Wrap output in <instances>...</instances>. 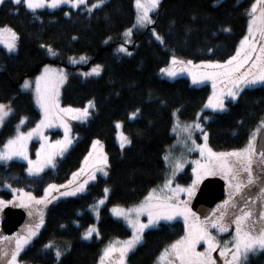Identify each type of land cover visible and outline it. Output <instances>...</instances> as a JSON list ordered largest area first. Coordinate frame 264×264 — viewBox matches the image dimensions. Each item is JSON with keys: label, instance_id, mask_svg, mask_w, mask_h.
Instances as JSON below:
<instances>
[{"label": "trees", "instance_id": "16d2710c", "mask_svg": "<svg viewBox=\"0 0 264 264\" xmlns=\"http://www.w3.org/2000/svg\"><path fill=\"white\" fill-rule=\"evenodd\" d=\"M253 1L161 0L151 14V27L133 29L127 44L122 34L133 25L134 0H105L91 13L86 7L94 0H87L82 8L61 5L35 12L11 0L0 4V26H11L18 34L14 52L0 47V103L12 108L0 127V145L13 134L21 117L25 118L24 129L38 121L40 114L32 95L21 90L20 85L45 65L66 70L61 104L83 107L93 102L88 119L72 124L73 143L53 169L29 175L22 162L0 163V196L7 199L12 189H25L36 197L47 184L65 182L79 167L93 139L102 141L107 157V175H97L84 192L59 199L47 208L40 231L18 255L21 263L96 264L103 245L130 235L121 221L111 217L108 207L137 203L151 187L163 181V156L174 141L173 112L181 121L194 120L210 90L209 84L191 85L185 77L161 78L158 70L173 55L193 62L228 59L246 33ZM152 29L163 43L155 39ZM123 44L131 55L119 52ZM41 45H50L56 55H50ZM79 55H85L87 61L71 65L69 58ZM92 65L102 67L96 77L83 78L77 72ZM225 106L220 112L203 110L200 114L214 151L245 146L264 119V86L246 88ZM137 109L139 112L131 116ZM117 121H121L122 131L131 141L124 148L115 141ZM182 170L177 180L187 183L190 166ZM105 188L109 191L95 218L90 207L105 195ZM92 224L99 235L82 238L83 230ZM183 234L182 221L159 222L143 232L141 242L127 254L125 264H154L158 255ZM49 243L52 247L45 248ZM57 248L63 252L59 260L55 257ZM248 264H264V252L249 255Z\"/></svg>", "mask_w": 264, "mask_h": 264}, {"label": "snow or ice", "instance_id": "6c2138e0", "mask_svg": "<svg viewBox=\"0 0 264 264\" xmlns=\"http://www.w3.org/2000/svg\"><path fill=\"white\" fill-rule=\"evenodd\" d=\"M87 0H11L14 5L23 4L27 9L35 12V10L48 7L58 8L61 5L68 4L72 8H82L86 6ZM4 0H0L3 4ZM105 3V0H94L86 10L91 13L93 9L99 8ZM136 7V23L135 27H146L153 23L150 13L154 12L160 0H134ZM65 15L69 13L65 12ZM250 19L248 20L247 34L240 40L239 46L235 49V53L228 59L221 62L201 61L200 64L193 65L191 60H179L175 55L171 57L170 66L162 68L160 71L166 73L169 77H174L180 71L187 70L192 76L193 83H199L203 80H211L213 93L208 97L205 108L212 110L223 111L225 109V96L236 100L241 95L242 91L248 87L256 85L264 86V0H254L248 10ZM133 28H128L124 32L125 37H130ZM229 29H225L228 31ZM152 35L156 40L163 43V38L152 29ZM251 37V38H250ZM18 34L8 25L0 26V43H3L9 52H14L17 48ZM128 42V41H126ZM46 47L50 55H56L55 50L50 45H41ZM120 52L127 53V49L121 45L118 49ZM211 51V50H210ZM131 55V53H127ZM75 63L73 58H69ZM80 60H86V57L81 56ZM181 65L183 67H176ZM203 68L204 71H194ZM100 66L93 67L90 73L85 75L99 74ZM64 82L62 70L57 73L56 69L44 66L43 71L35 79L36 102L40 105L42 116L37 122L35 128L30 129L27 133L20 131V125L24 124L25 118L21 117L16 126V134L10 137L0 149V161L7 162L14 157L27 160L28 168L26 169L29 175H37L48 166H54V156L59 153L63 154L67 146L72 143L68 136V126L64 124L61 114H73V119H85L89 115V107L92 106V101L88 102L83 109L60 108L57 99L59 95V85ZM230 85L226 92L221 89L217 90V83ZM23 88L29 87V81L25 80ZM12 112L9 105L0 103V126L3 125L6 117ZM139 109L131 115L134 117ZM199 116V113L197 114ZM176 116V112H173ZM205 120L209 119L204 117ZM53 121H59L65 129V137L62 141H56L55 144H41V149L37 150L36 160L28 158L27 142L34 134H40L42 140L46 137L42 135V131L46 127H51ZM117 129L120 124H116ZM261 128H264V119L256 131L248 138L247 144L240 149H234L228 152H214L208 146V133L203 131L202 125L199 122L180 125L179 121L174 124L173 131L184 133L188 140H191L195 149H198L201 156L206 158V163L201 164L200 161H193L196 167H193V173L196 178L187 188L176 185L171 187L172 180H165L163 187L151 190L142 202L127 209L119 205L111 209L112 213L117 217H123L132 229V235L123 241L114 240L103 249L99 257L98 264H125L127 254L133 250L142 239V233L145 229L154 226L159 220H171L175 216L184 217L185 235L179 240L173 242L170 246L160 253L159 260L166 264H216L212 253L219 250L220 257L225 259V264H248L249 255H256L258 252H264V167L260 168L259 173L254 169V164L264 165V146L257 149L256 135ZM199 129L202 132L204 143L197 144L191 139L192 131ZM179 130V131H178ZM117 138L120 141V147L130 144L131 141L122 133H117ZM93 148L100 144L98 140H94ZM190 151L192 149H189ZM93 153L90 151L84 158L81 168L77 172L72 173L73 179L69 180L66 185L49 184L45 189V195L39 199L32 196L31 193H25L20 189L21 206L29 207L30 205L47 204L50 201L47 199L50 190L65 188L73 185V181L82 173H88V179L82 183L71 187L69 191L61 192L62 196L76 195L85 189V184L88 180L95 179L90 169H94V165L89 163ZM169 155L164 156V160H169ZM98 164H107V157L103 152L99 153ZM183 165L179 160L173 164V174L182 168ZM103 171V169H101ZM107 175V173H104ZM223 175L226 181L227 197L217 205L213 212L218 211V215L209 219L205 217L204 221H200L196 214L187 207V202L180 201L178 194L181 192L192 195L194 186L199 182L203 175ZM258 186V192L254 199L251 195L247 198L244 193L252 186ZM10 187V185H8ZM167 189L171 195L164 194ZM13 189V192H16ZM108 188L104 189L107 194ZM13 199H17L16 196ZM55 199V197H53ZM259 201V206L256 207ZM104 201L99 200L97 203L102 204ZM0 201V204H3ZM10 203V202H9ZM147 214V223L140 221V215ZM133 214L135 218H133ZM32 215V212H29ZM195 218L190 224L189 218ZM41 224H43V216L41 214L39 222L33 227L26 229L25 235L15 237H0V240H15L13 247L5 249L0 247V264H18V255L26 245L36 236ZM229 226H234L231 241H224L223 247H220L216 237L212 235L209 229H215L217 232L223 233L228 231ZM93 232L99 233L97 230L89 226L84 233L87 239L92 236ZM201 241L206 245L203 252L196 251V245ZM230 245V246H229ZM45 248H51V243L44 245ZM63 252L57 248L55 257L57 260L61 258Z\"/></svg>", "mask_w": 264, "mask_h": 264}, {"label": "rangeland", "instance_id": "374dc122", "mask_svg": "<svg viewBox=\"0 0 264 264\" xmlns=\"http://www.w3.org/2000/svg\"><path fill=\"white\" fill-rule=\"evenodd\" d=\"M160 1H161V0H160ZM253 2H254V1H253ZM253 2H252V3H253ZM252 3H251V4H252ZM64 6L71 7V6L68 5V4H64ZM133 6H134V12H135V18H136V7H135V3H134V2H133ZM250 6H251V5H250ZM250 6H249V9H250ZM40 9H53V8L44 7V8H40ZM37 10H38V9H37ZM152 13H153V12L150 13V16H151ZM135 18H134L133 25L136 23V19H135ZM249 19H250V17H249V15H248V20H249ZM133 25H132L131 27H129V28H133ZM149 26L151 27V24H150V25H147L146 27H149ZM135 28H145V27H135ZM135 28H133V29H135ZM127 29H128V28H127ZM247 29H248V24H247ZM247 29H246V33H245V35L247 34ZM125 30H126V29H125ZM125 30L123 31L122 36H123L125 42H126V41L129 42V41H130V37H125V36H124V32H125ZM245 35H244V36H245ZM244 36H243V37H244ZM243 37H242V38H243ZM242 38H241V39H242ZM250 38H251V37H250ZM241 39H240V40H241ZM128 42H126V44H127ZM16 43H17V41H16ZM126 44H123V46L127 49V45H126ZM239 44H240V41L238 42L237 47L239 46ZM120 46H121V45H120ZM120 46H119V48H120ZM0 47H2V48L5 49L7 52H9V51L5 48V46H4L3 43H0ZM237 47H236V48H237ZM119 52H120V51H119ZM121 53H124V54H125V52H121ZM127 53H130V50L127 49ZM127 53H126L125 55H127ZM234 53H235V52H234ZM81 56L86 57L85 55L74 56V57H72V58L75 60V63H73L72 60H69V63H70L71 65H77V64L83 63V61H87V57H86V60H83V61L80 60V57H81ZM171 57H172V56H171ZM171 57H170L168 63H167L165 66L161 67L160 69H162V68H165V69H166V68H168V67L170 66ZM177 58H178L179 60L188 61V59H183V58H180V57H177ZM192 63H193V65L200 64V62H193V61H192ZM221 63H222V62H221ZM48 66H49L50 68H52V69H56V70H57V73H59L60 70H62V73H63V75H64V82H63L62 84L59 85V95H58V97H57V99H58V101H59V106H60V108L83 109L86 105H88V102H89V101H88L83 107H73V106H70V105H63V104H61V101H60V93H61L62 87H63V85H64V83H65V81H66V77H67L66 70H65L63 67H59V66H53V65H48ZM94 66H96V65H92V66L88 67V68L85 69V70L78 69L77 72H78V73L81 75V77H83V78H92V77H96V76H98V75L101 73L102 67H101L100 65H99V66H100L99 74L85 75V73H90ZM176 67L179 68V67H183V66H181V65H177ZM43 69H44V66L42 67V69L40 70V72H39L36 76H34V77H32V78H26V79H24L23 82H22L21 85H20V89H21V90H23V91H28V92H30L31 95H32V99H33L34 105H35L36 109L38 110V112H39V114H40L39 119H38L37 122H39L40 119H41L42 111H41L40 105L37 104V102H36V92H35L36 84H35V79H36L37 76H39V75L41 74V72L43 71ZM160 69L158 70L157 74H158V76L161 77V78L168 79V80H172V79H175V78H177V77H185V78H187V79L189 80V82H190L191 85H200V84H203V83H207V84H209L210 90H209V94H208V96H207L205 102L203 103L201 109L197 112V114L199 113V116L196 115V117H195L194 120H191V121H181V120L179 119V117H178L177 112L174 111V112H176V116H173V123H172V127H171V134L174 136V141L172 142V144H171L169 147H167V149H166V151H165V154H164V156H165L166 154H170V155H169V160H168L167 162L164 160V161H165V164H166V175H165V178L163 179V181H160L159 183H157L156 185H154L153 187H151V188L147 191V193L145 194V196L143 197V199L140 200L139 202L134 203V204H130V205H127V206L119 205L120 207H123V208H125V209H127V208H129V207H133V206H135V205H138L140 202H142V201L144 200V198L148 195V193H149L151 190H153V189H159V188L163 187L165 180L168 179V178H171V180H172V184H171V187H172V188H175V186H176L177 184L180 185L181 187H185V188H187L189 185L192 184L193 180L196 178L195 174H194L193 171H192V170H193V167H196V165L193 164V161H200L201 164H204V163H206V158L201 156L199 150L194 148V146H193L192 143H191V140H188V139L186 138V136H185L184 133L181 132L180 135L178 136V135H177V132H174L172 129H173V127H174V124L177 122V120L179 121V123H180L181 126H183L184 124H189V123H193V122H199V123L202 125V122H201V119H200V118H201V115H200V114H201V112H202L203 110H209V111H213V112H220V110H216V111H214V110H212L211 108H205V107H204L205 104H206L207 101H208V97H209L210 95H212V93H213V87H212V81H211V80H203L202 82H199V83H193L192 76L189 74V72H188L187 70L178 72V74H177L176 76H174V77H169L166 73H162V72L160 71ZM193 70H194V71H204L203 68H201V69H199V70H196V69H193ZM25 80H28V81H29V87H27V88H23V87H22V85L24 84V81H25ZM227 87H230V85H226V84H223V83H220V82L217 83V90H218V91L221 90V89H223V90L226 92ZM226 101H235V100H232L230 97L225 96V103H226ZM3 104L9 105L8 103H3ZM225 107H226V106H225ZM92 110H93V102H92V106L89 107V109H88V111H89V115H88L87 118H85V119H73V118H72V115H73V114H61L64 124H66V125L68 126V136H69V138L71 139L72 143H73V139H74L73 134H72V124L75 123V122H79V123H81V122L86 121V119H88V117L90 116ZM9 115H10V114H9ZM131 116H132V115H131ZM8 117H9V116H8ZM8 117H6V119H7ZM6 119H5V120H6ZM4 122H5V121H4ZM37 122H36L33 126L27 128V129H24V128H23V124L20 125V131H22V132H24V133H27L30 129L35 128ZM18 123H19V122H18ZM117 123L120 124V128H119V129H117V127H116V124H117ZM16 126H17V125H16ZM0 127H1V126H0ZM115 127H116L115 141H116V143L118 144V146L120 147V141H119L118 138H117V133L120 132V133H122L124 136H126V135H125V134L123 133V131H122V123H121V121H117V122H115ZM202 129H203V131H206L203 125H202ZM178 131H179V130H178ZM15 134H16V127H15V130H14L13 134L10 135L9 137H7V139H5L4 142L0 145V149H3V145H4V143H5L10 137L14 136ZM42 135H43L44 137H46V140H42L40 134H34V135L28 140V142H27V154H28V158L31 159V160H33V161H35L36 158H37V157H36V153H37V150L41 149V144L52 145V144H55L56 141H62V140L64 139V137H65V129H64V127L61 125V123H60L59 121H53V124H52L51 127H46V128L43 129V131H42ZM191 139H192V140H195L197 144H202V143H204V140H203V138H202V132H201V130H199V129H195V130L192 131ZM94 140H98V141L100 142V144L97 145L96 148H93V143H92V142H93ZM72 143H71L70 145L67 146V148H66V150L63 152V154H59V153H57V154L54 156V158H53V159H54V166L56 165L58 159L61 158V157L64 155V153L68 150V148L72 145ZM246 144H247V142H246ZM246 144H245V145H246ZM125 146H126V145H125ZM208 146H209V144H208ZM209 147H210V146H209ZM120 148H121V147H120ZM242 148H243V147H242ZM189 149H192V150L190 151ZM90 151L93 153V155H92V157H90L89 163H90V164H93V165L95 166L94 169H90V171H91L92 174L95 176V179H96L97 175L105 176L104 173H105V172L107 173V164H98V163H96V160L98 159L99 153H100V152H103V153L105 154V151H104V147H103V143H102V141L99 140V139H93V140L91 141V143H90L89 150H88V152H87V154H86L85 156H87V155L89 154ZM213 151H214V150H213ZM231 151H232V150H231ZM214 152H228V151H214ZM105 155H106V154H105ZM85 156L82 158L79 167H78L74 172H77V171L81 168V164L84 162V158H85ZM164 156H163V158H164ZM12 160L22 162V163L25 164L26 169L28 168L27 160H24V159H21V158H16V157H14ZM176 160H179L180 163L183 165V167L180 168L178 171H176L175 174H173V164L175 163ZM9 161H11V160H9ZM9 161H7V162H9ZM7 162H6V163H7ZM0 163H5V162L0 161ZM186 165L190 166V172H189V173H190V177H191V178H190V180H189L187 183H180V182L177 180V175H178V173H180V172L183 171L182 169H184V167H185ZM54 166H52V165H48V166H46V167L43 169V171L46 170V169H53ZM263 167H264V165H263ZM260 168H261L260 165L258 166V165H256V164H254V169H256V171H257L258 173H259V171H260ZM101 169H103V171H101ZM41 172H42V171H41ZM72 173H73V172H72ZM72 173L69 175V178H68L65 182L60 183V184H57V183H50V184H54V185H57V186H59V185H66L67 182H68L69 180L73 179V177H72ZM207 176H218V177H221V178L225 181L223 175H221V174H217V175H203L202 178L199 180V182L194 186V192H193L192 195H188L187 193H184V192H181V193L178 194V199H179L180 201H182V202L186 201V202H187V207H188V208H190V202H191V200H192V198H193V196H194V194H195V191H196V189H197V187H198L200 181H201L202 179H204L205 177H207ZM86 179H88V173H82L79 177H77V178L73 181V185H72V186L65 187V188H58V189H56V190H50V193H49V195H48V197H47V199H48L50 202L47 203V204L30 205L29 207L21 206V204H20V200L18 199V197H20V195H21V193H20V191H19L20 189H16V190H17L16 192H13V189H12V190H11V191H12V195H11L9 198H7V199H5V198H3V197L0 196V201H3V202H4L3 204H0V210H1L5 205L10 204V205H14V206H17V207H22V208H24L25 211H26V218H25L23 224L20 226V228H19L17 231L14 232V234H12L11 236H7V237H15V236H19V235H25V234H26V229H27L28 227H33V228H34L35 224L39 222V219H40L41 214H42V216H43V222H44V218H45L46 210H47V208H48L52 203H54L55 201H57V200H59V199H64V198H67V197L70 198V197H74V196H75V195L62 196V195H60V193H61V192H64V191H69L71 187H74V186H75L76 184H78V183H82V182H83L84 180H86ZM95 179L88 180V183L85 184V189H84V191L86 190V187H87L90 183H92ZM225 182H226V181H225ZM48 185H49V184H47V185L45 186V188H46ZM252 187H253L254 189H258V186H256V185H254V186H252ZM45 188H44V189H45ZM1 189H2V188L0 187V190H1ZM5 189H9V188H5ZM44 189H43V192H42V194H41L40 196H36V197H35L34 195H32V196L35 197V198H37V199H39L40 197H42V196L45 195V193H44ZM251 189H252V188L250 187V190H251ZM23 191H24L25 193H30L29 191H27V190H25V189H23ZM84 191H82V192H84ZM82 192H78L77 194H80V193H82ZM253 193L255 194V192H253ZM77 194H76V195H77ZM164 194L171 195V193L168 192L167 189L164 190ZM249 195H251V193H250L249 190L246 191V192L244 193L245 198H247ZM14 196H16L17 199L14 200V199H13ZM253 196H254V195H253ZM53 197H55V199H53ZM255 198H256V197H255ZM105 199H106V194H105L103 197H101L99 200H103V201H105ZM99 200H97V201H96V202L90 207V209H91L93 215L95 216V218H98V209L104 204V202H103L102 204H98L97 202H98ZM9 202H10V203H9ZM257 203H258V206H259V201H258ZM115 206H117V205H111V206L108 207V212H109V214L111 215L112 218L121 221V222H122V223L128 228V230H129V232H130V235H129L127 238H115V239L110 240L109 242L114 241V240H120V241H123V240L128 239V238L132 235V229H131V227L129 226V224L127 223V221H126L123 217H117V216H115V215L112 213L111 209H112L113 207H115ZM190 209H191V208H190ZM30 211L32 212V215H29V212H30ZM191 211H192V210H191ZM192 212H193V211H192ZM217 215H218V211L215 212V213H211V214L208 216V218H209V219H213V218H215ZM196 217H198V216L196 215ZM205 217H206V216H205ZM205 217H198V218H199L200 221H204V220H205ZM133 218H135L134 214H133ZM139 219H140L141 222H143V223H147V214L144 213V214L140 215ZM174 219H178V220L182 221L183 226H184V234H183V236H184V235H185V221H184V217H183V216H180V215L175 216V217H174L173 219H171V220L161 219V220H159V221H158L154 226H152V227H155L159 222H162V221L168 222V221H172V220H174ZM194 219H195V218L190 217V218H189V223L191 224V223L194 221ZM42 225H43V224H41V226H40L38 232L40 231ZM91 226L95 228V224H92ZM152 227H150V228H152ZM88 228H89V227H88ZM88 228L85 229V230H83V232H82V238H84V239H86V238L84 237V233L88 230ZM95 229H96V228H95ZM148 229H149V228H148ZM145 230H147V229H145ZM145 230H144V231H145ZM209 231H211V232H212V235L216 237V240L219 242L220 247H223V246H224V244H223L224 241H231L232 234H233V232H234V226H233V227H232V226H229V227H228V231H227V232L220 233V235L218 234L219 232H217L215 229H209ZM38 232H37V234H38ZM37 234H36V235H37ZM93 235L96 236V232H93L92 236H93ZM141 235L143 236V233H142ZM224 235H225V237H223ZM92 236H91V237H92ZM220 236H221V237H220ZM34 237H36V236H34ZM34 237H33V238H34ZM91 237H89V238H87V239H90ZM222 237H223V238H222ZM33 238H32V239H33ZM180 238H181V237H180ZM180 238H179V239H180ZM179 239H177V240H179ZM141 240H142V239H141ZM177 240H175V241H177ZM175 241H173V242H175ZM109 242L102 246L101 251H100V255L102 254L103 249L109 244ZM140 242H141V241H140ZM173 242H172V243H173ZM172 243H171V244H172ZM14 244H15V240H14V239H12V240H0V247H3V248H5V249H8V248H10V247H13ZM138 244H139V243H138ZM138 244H137V245H138ZM171 244H170V245H171ZM170 245H169V246H170ZM229 246H230V245H229ZM167 247H168V246H167ZM167 247H166V248H167ZM205 247H206V245L204 244L203 241H201L200 243H198V244L196 245V251H198V252H203V251L205 250ZM163 251H164V250H163ZM100 255H99V257H100ZM159 256H160V254H159L158 257L156 258L154 264H166V262L160 261V260L158 259ZM212 256H213V258L216 260V264H225V259L222 258V257H220V255H219V250L214 251V252L212 253ZM98 260H99V258H98ZM98 260H97V263H96V264H98ZM18 264H23V263L20 262L19 257H18Z\"/></svg>", "mask_w": 264, "mask_h": 264}, {"label": "water", "instance_id": "95a60500", "mask_svg": "<svg viewBox=\"0 0 264 264\" xmlns=\"http://www.w3.org/2000/svg\"><path fill=\"white\" fill-rule=\"evenodd\" d=\"M257 149L264 146V128L256 135ZM225 183L221 177L208 176L201 180L190 202L191 210L199 217L207 216L216 203L224 198ZM26 212L21 207L5 206L0 211V236L10 235L24 222Z\"/></svg>", "mask_w": 264, "mask_h": 264}, {"label": "flooded vegetation", "instance_id": "af4514ba", "mask_svg": "<svg viewBox=\"0 0 264 264\" xmlns=\"http://www.w3.org/2000/svg\"><path fill=\"white\" fill-rule=\"evenodd\" d=\"M251 188H252L251 190H250V188H249V189H247V191L249 190L250 193H251V196L255 199L256 194H257V192H258L259 189H254L253 187H251ZM253 192H255V194H254ZM227 195H228V193H227V191H226V182H225V194H224V199L227 197ZM253 195H254V196H253ZM244 197H245V196H244ZM224 199H223V200H224ZM223 200H222V201H223ZM222 201L218 202V203L215 205V207H214L213 209H216L217 205L220 204ZM256 207H258V203H257ZM211 213H214L213 210L211 211ZM211 213H210V214H211ZM210 214H209V215H210ZM207 217H208V216H207ZM232 227H233V226H232ZM10 236H11V235H10ZM2 237H7V236H2Z\"/></svg>", "mask_w": 264, "mask_h": 264}]
</instances>
